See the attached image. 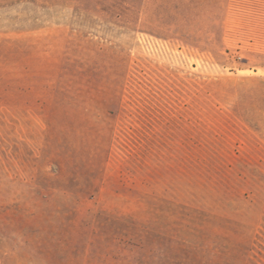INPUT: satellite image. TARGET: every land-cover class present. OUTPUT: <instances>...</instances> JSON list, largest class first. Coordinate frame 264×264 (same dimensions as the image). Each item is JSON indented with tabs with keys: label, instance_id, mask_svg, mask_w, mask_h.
Returning <instances> with one entry per match:
<instances>
[{
	"label": "rangeland",
	"instance_id": "374dc122",
	"mask_svg": "<svg viewBox=\"0 0 264 264\" xmlns=\"http://www.w3.org/2000/svg\"><path fill=\"white\" fill-rule=\"evenodd\" d=\"M0 264H264V0H0Z\"/></svg>",
	"mask_w": 264,
	"mask_h": 264
}]
</instances>
